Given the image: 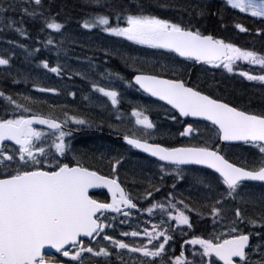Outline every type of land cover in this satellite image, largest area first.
<instances>
[{
	"label": "snow or ice",
	"instance_id": "obj_1",
	"mask_svg": "<svg viewBox=\"0 0 264 264\" xmlns=\"http://www.w3.org/2000/svg\"><path fill=\"white\" fill-rule=\"evenodd\" d=\"M90 2L100 4V0ZM157 3L160 8L176 7L167 0L163 3L157 0ZM105 6L111 11L90 15L79 22V27L88 33L99 31L174 55H168L166 63L141 61V64L152 65L151 70H147L137 66L136 57L106 48L103 50L106 58L119 55L133 71L131 79L108 70L99 73L101 79L108 81L107 86L90 75L95 72L91 57L87 58L85 70L72 71V75L87 80L91 90L110 103V108L108 103L98 105L107 113V118L101 115L99 121L78 114L75 109L62 110L61 119L55 110L66 109L67 105L49 104L50 111L44 114L32 106L47 101L30 94L14 96L0 90L4 102L0 114V264H127V260L132 264H264V107L256 111L205 92L182 74L190 72L196 64L222 66L231 73L235 60L264 69V55L205 34L194 19L185 22L163 18L139 3L135 11L126 6ZM225 6L258 18L264 25V0H225ZM17 10L20 20L7 15ZM181 10L188 11L190 17H202L206 11L211 12V5H192L191 11L181 6ZM59 14L52 12L49 0H0L3 28L24 39H32L24 26V17L38 22L39 31L46 34L38 38L37 43L49 51L54 50L57 56L65 43H75L64 31L66 24L56 19ZM234 26L240 32L250 31L241 23ZM257 35L264 36V27L257 28ZM7 43L23 48L29 56L41 50L34 47L29 51L23 43L13 40ZM39 65L57 76L65 74L60 64L52 66L47 59H41ZM0 67L5 69L6 75H12L11 55H0ZM240 75L264 84V74L242 71ZM18 82L13 77V83ZM34 88L42 93L59 94L53 87L34 84ZM128 88L170 106L164 109V118L180 124L178 134L189 142L179 147L156 142L157 124L145 114L150 108L135 106L131 110L135 128L118 135L130 149H138L162 162L158 167L163 174L174 171L176 177L184 179L185 173L193 170L181 166L200 165L211 169L210 173L193 176V185L204 191L200 200L190 204L168 192L166 200L156 201L153 192H159L160 187L151 181L134 197L119 179L121 171L125 170L127 151L106 149L99 155L86 156L75 151L66 140L73 131L66 130L69 124L78 126L76 130L93 127L102 130L105 123L109 128L118 127L111 121H123L120 89ZM67 95L75 98L76 93L69 91ZM84 99L89 100V96ZM152 106L163 107L155 101ZM200 121L206 122L203 125L206 135L201 134ZM35 125L45 126L47 131ZM233 142L257 149L258 157L251 164L230 161L226 152ZM104 164L109 168L108 174L101 170ZM249 182H258V186ZM172 187L175 188V184ZM93 189H106L110 202L94 198L90 191ZM148 198L152 200L146 207L136 202ZM157 209L159 222L144 220L142 230L138 226L132 231L119 232L120 237H142L139 242H126L107 231L115 230L114 222L118 217H122L120 224H128L133 210L140 219L145 212L155 215ZM193 212L201 219L211 218L212 228L206 235L196 234V223L190 217ZM110 213L117 215L110 217ZM149 223L151 228L147 226ZM177 233L187 237L180 244L178 254L170 243ZM185 245L191 247L186 249ZM49 250L58 255L50 254ZM186 251L190 257L186 256Z\"/></svg>",
	"mask_w": 264,
	"mask_h": 264
},
{
	"label": "flooded vegetation",
	"instance_id": "obj_2",
	"mask_svg": "<svg viewBox=\"0 0 264 264\" xmlns=\"http://www.w3.org/2000/svg\"><path fill=\"white\" fill-rule=\"evenodd\" d=\"M220 3L225 6V0H220ZM220 5L215 7L217 13L224 15L222 17L228 18L232 21H236L244 25V22H249L250 20H255L258 18L250 17L246 14H241L238 10H233L227 8L228 10L232 11V14L228 16V14L219 9ZM259 20V19H258ZM261 24V23H260ZM250 30L249 26H245ZM102 38L99 37L97 40L100 41ZM126 41V40H125ZM127 42V41H126ZM237 47L243 48L244 50H251L256 51L260 55H264V44L259 43L255 46H246L240 45L237 41H232ZM87 46L95 47L97 51H102L104 49H109L112 51H117L119 53L124 54L127 56V43L123 44H115V43H108V42H97V43H89ZM145 50L155 51L158 53L150 54L149 60L152 61H160L161 63L167 62L168 55L174 54H167L164 53V50H157V49H150L146 46L137 45ZM2 47V45H0ZM1 51V48H0ZM0 55H6V53ZM100 55V54H99ZM49 63L52 66H55L53 63V59H57V54L52 53L49 51L48 53ZM82 55H80L81 57ZM113 61H117L121 63L125 70L124 74L120 73L122 76L127 78V67L125 66L124 62L120 59L119 55H115L112 57ZM178 60H182L181 58H177ZM66 60L67 57L64 54L60 55V65L65 69L66 68ZM93 64L95 65V73L92 76L93 79H96L101 83L102 86H107L108 81L103 80L99 77V73L105 72V70L113 71L109 66V61L105 63V61L100 60H92ZM81 63H88V60L81 61ZM184 64L191 65V62L184 61ZM179 67V65H178ZM233 72L229 73L225 68L222 66L219 68L212 67L211 65L205 64H196L194 67H191L190 72H183L184 78L187 80L190 77V82L193 85H198L200 89L204 90L205 92H212L215 95H219L221 98H225L230 101H235L238 104H242L243 107L251 108L256 111H259L261 107H264V84L260 83L259 81H249L244 76L240 75V72L247 71L251 74H264V69H261L259 65H252L247 61L243 60H235L233 62ZM3 68V67H2ZM115 72V71H113ZM52 74V73H51ZM8 80L13 79V77L6 76ZM12 81V80H11ZM87 81V80H86ZM118 83V82H117ZM122 91V100L120 104V111L123 114V121H116L112 120L111 123L117 125L118 127L109 128L107 123H105L103 129L93 128H83L82 130H76L78 126L69 124L66 130H73L72 136L66 137V140L71 142L72 148L77 152H82L86 156H90L93 154L99 155L100 152L105 151L106 149H115L120 148L122 151H127L128 159L125 163V170H122L120 173V181L122 182V186L126 188V191H129L134 197L139 196V194L148 187V182L151 181L153 184L158 185L160 187L159 192H153V197L156 201H164L167 198L168 192H173L177 199H184L186 203L193 204L197 200H200L203 195L204 191L199 186H194L192 183L193 176L196 175H203L206 173H210L211 171L207 168L201 166H181L186 169H192L193 171L189 173H185L184 179H179L176 177L174 171L170 172V174H163L160 172L158 165L161 164L145 155L138 153L134 149H130V146H127L121 140V135L118 133H123L124 131L128 130L131 131L135 128L134 125V118L131 117V110L132 108H150L149 111H146L145 114L149 115V118L153 120L157 124L158 132L155 135L156 142H160L166 146H182L183 144L188 143L189 141L187 138H182L179 136L178 132L181 130V125L177 124L176 122L167 120L164 118V109H168L162 104L155 102L156 104L162 105V108H155L152 106L153 100L149 99L145 94L141 93L140 91H136L134 88L128 89H120ZM235 91H237L235 93ZM81 97L76 101V103H67L64 102L62 105H67L66 109L56 108V115L60 116L62 110L72 111L75 109L78 114L87 115L90 119L99 121L100 116L104 115L107 118V113L102 112L101 109L98 107L100 103H108L110 108V103L107 102V99L103 97L101 94L93 92L91 87H87L84 91H81ZM84 96H89V100H85ZM248 97H254L255 100H252ZM49 104H52L49 102ZM4 102L2 98H0V113L3 110ZM50 111L48 109L47 113ZM188 119V118H182ZM190 120V119H188ZM201 125L202 135H206L207 133L203 131L204 123L199 122ZM46 129V128H45ZM47 131V129L45 130ZM150 142L152 140L150 139ZM196 142V141H193ZM245 149V151H243ZM250 151L255 152L254 148L249 145L243 144H232L230 150L226 152L230 153L234 162L241 164L242 158L244 157L241 153L245 152L247 155L250 154ZM239 154V155H237ZM249 157V156H248ZM69 160H71V155H69ZM102 172L104 174L109 173V168L107 164L102 166ZM163 175V180H161V176ZM135 179V183L133 180ZM175 184V188L172 185ZM92 194L94 198L100 200H108L110 202V196H108L106 189H93ZM152 198L139 199L136 202L142 206H147L149 201ZM182 207V206H181ZM134 215L130 219L128 224H120L119 219L122 217H118L117 220L114 222L116 225L115 230L108 229L111 234L116 236V238L125 239L126 242H132L133 240L139 242L142 237L131 238V237H120L119 232L121 230L132 231L136 229L138 226L142 230L145 226L143 221L149 220L151 223L159 222L160 215L159 210H155V215L149 216L146 212L140 216V219H137L139 214L135 213L133 210ZM117 214L110 213L109 216H115ZM191 219L196 223L195 232L196 234H204L206 235L209 231H211V218L205 217L201 219L200 217L196 216V213L193 212L190 214ZM151 223L147 226L151 228ZM187 237H181L178 233L174 237V241H170L171 244H174V249L178 254L180 250V244L182 243L183 239ZM107 243V242H104ZM167 247V246H166ZM191 246L185 245V248H189ZM50 254H55L54 250L49 251ZM138 256L139 254H133ZM186 256L190 257V253L186 251ZM115 260V257H112ZM127 260V257H125ZM127 264H132L131 260H127Z\"/></svg>",
	"mask_w": 264,
	"mask_h": 264
},
{
	"label": "trees",
	"instance_id": "obj_3",
	"mask_svg": "<svg viewBox=\"0 0 264 264\" xmlns=\"http://www.w3.org/2000/svg\"><path fill=\"white\" fill-rule=\"evenodd\" d=\"M159 2L163 3L165 0H159ZM168 3L175 5L176 7H170V8H160L158 7L157 0H100V4H96L93 2H90V0H49V3L52 5V12L56 13L59 12V16L56 17V19L59 22H64L66 24L65 32L66 34L70 35L72 39L75 40V43L68 42L63 45V48L65 47L67 54L70 56L72 54H77V52H82L83 54H93V52L86 46L89 42L88 38H93L95 35L103 34L106 37H110L105 33H101L99 31H94L93 33H88L87 30H84L79 27V22H82L84 19H87L90 15H95L96 13L100 14H106L111 9L109 7H106L105 5H120V6H126L130 10L135 11L137 10V4L144 5L145 9L147 11H151L155 14L160 15L163 18H170L173 20H181L183 19L185 22H187L189 19H194V21L197 23V25L201 28L202 31L205 32V34H211L214 37L218 39L227 40L230 39L233 35H231V24H228L227 21H229L228 18L222 17L224 15H221L220 13L213 14L212 12L206 11L204 16L197 17L193 16L190 17L188 15V11H182L181 6L186 7L191 11V6L196 4H201L197 2L196 0H167ZM210 5L214 4V1H208ZM10 18L14 20H20L21 16L19 11H9L7 14ZM225 19V20H224ZM227 19V20H226ZM113 23H115V19L113 18ZM24 26L29 31L32 39H24L22 37H19L14 31L3 28L0 31V39L3 40V42H7L9 40L16 41L17 43H23L28 50L31 51L34 47H39L41 50L38 53H34V59L29 63V65H26L25 67L23 64L19 66V69L17 70V65L19 64V61L17 60L16 63L12 60V65L10 71H12V75L9 77H15V79H18V83H16V87H12L11 80H8L6 78L5 69L0 68V90H3L7 94H12L15 96L17 93H23L25 95H32L34 97H39L42 100L47 101L49 96L51 97V101L53 104L61 105L63 101L69 100L70 96L67 95L69 91L78 92V90L74 87L72 88H65V84L56 82L49 78L47 70L43 69L39 65V61L41 59H46V53L48 51L47 48L44 47L43 44L37 43V39L40 37L45 36L46 33L40 32V24L38 22H33L29 20L27 17H24ZM46 32H49L46 30ZM263 39L264 42V36H261L258 38L257 42H259L260 39ZM85 44V47L83 46ZM137 52V49L132 47L131 54L129 55L132 57L134 53ZM146 55V54H144ZM149 56V54H147ZM32 63H34V67H32ZM110 66L118 70L115 65L110 64ZM145 67L147 70H151V66L149 64H140L137 65ZM71 67H68L67 73H65V80L69 83V86H72V84L76 85L79 83L77 79H74L71 76V79H69V75H71L72 70ZM124 74V73H122ZM133 75V71L131 68L127 67V78L130 79ZM27 77V79H25ZM35 85H39L40 87H53L59 90V94H48V93H42L38 92L34 88ZM237 91H235L236 93ZM252 100H255L254 97H248ZM74 102H76V96L73 99ZM71 102V103H74ZM64 103V102H63ZM70 104V103H69ZM34 110L43 111L44 114L48 111V101L47 103L40 104V105H33L32 106ZM244 156L242 158V163L248 162L251 164L253 160H255L259 154L254 153L250 154V160L247 159L246 153H242ZM241 163V164H242Z\"/></svg>",
	"mask_w": 264,
	"mask_h": 264
},
{
	"label": "water",
	"instance_id": "obj_4",
	"mask_svg": "<svg viewBox=\"0 0 264 264\" xmlns=\"http://www.w3.org/2000/svg\"><path fill=\"white\" fill-rule=\"evenodd\" d=\"M142 92V91H141ZM150 97V96H149ZM150 98H152V99H154L155 100V98L154 97H150ZM159 102H162V101H159ZM162 103H164V102H162ZM166 105V104H165ZM168 106V105H167ZM169 108H170V106H168ZM191 119H195V118H191ZM233 143H236V144H240V142H233ZM232 143V144H233ZM138 150V149H137ZM139 152H141L140 150H138ZM141 153H143V152H141ZM143 154H145V155H148L147 153H143ZM149 156V155H148ZM151 157V156H150ZM152 158H154V159H156L155 157H152ZM157 160V159H156ZM197 166H200V165H197ZM253 183H258V182H253ZM90 191H92V190H90ZM49 251H51V250H49Z\"/></svg>",
	"mask_w": 264,
	"mask_h": 264
},
{
	"label": "rangeland",
	"instance_id": "obj_5",
	"mask_svg": "<svg viewBox=\"0 0 264 264\" xmlns=\"http://www.w3.org/2000/svg\"><path fill=\"white\" fill-rule=\"evenodd\" d=\"M2 46L7 49V52H10V53H12L15 50V48L11 46L10 44L5 43Z\"/></svg>",
	"mask_w": 264,
	"mask_h": 264
}]
</instances>
